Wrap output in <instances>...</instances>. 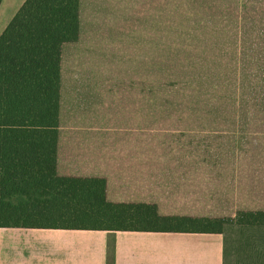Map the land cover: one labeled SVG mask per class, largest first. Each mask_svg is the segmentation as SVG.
Here are the masks:
<instances>
[{"label": "crops", "instance_id": "0c3cea01", "mask_svg": "<svg viewBox=\"0 0 264 264\" xmlns=\"http://www.w3.org/2000/svg\"><path fill=\"white\" fill-rule=\"evenodd\" d=\"M218 1L210 78L264 84V0ZM24 2L0 0V33ZM164 36V0H78V38L60 50L56 174L104 178L109 202L162 216L264 211V108L164 106ZM231 229L264 233L1 227L0 264H227Z\"/></svg>", "mask_w": 264, "mask_h": 264}, {"label": "trees", "instance_id": "16d2710c", "mask_svg": "<svg viewBox=\"0 0 264 264\" xmlns=\"http://www.w3.org/2000/svg\"><path fill=\"white\" fill-rule=\"evenodd\" d=\"M78 38V0H25L0 33V228L222 233L264 227V211L233 217L159 215L154 204L106 199L104 178L55 170L60 50Z\"/></svg>", "mask_w": 264, "mask_h": 264}, {"label": "rangeland", "instance_id": "374dc122", "mask_svg": "<svg viewBox=\"0 0 264 264\" xmlns=\"http://www.w3.org/2000/svg\"><path fill=\"white\" fill-rule=\"evenodd\" d=\"M227 6L226 1L221 5L218 0H164V106H177L181 95L188 96L195 107L264 108V84L215 83L210 68L206 70L204 31L206 27L219 28L221 9L225 13ZM175 31L181 34H168ZM232 71L235 69L227 74ZM171 93H179L174 96L176 101L169 99ZM231 230L227 264H262L264 233Z\"/></svg>", "mask_w": 264, "mask_h": 264}]
</instances>
